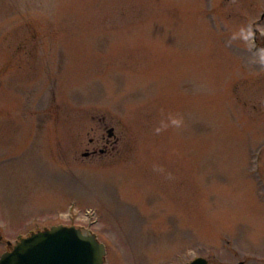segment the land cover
Listing matches in <instances>:
<instances>
[{
  "label": "rangeland",
  "instance_id": "374dc122",
  "mask_svg": "<svg viewBox=\"0 0 264 264\" xmlns=\"http://www.w3.org/2000/svg\"><path fill=\"white\" fill-rule=\"evenodd\" d=\"M262 14L264 0H0V254L73 225L104 264H225L224 237L248 251L235 261L263 257ZM106 128L108 153L84 159Z\"/></svg>",
  "mask_w": 264,
  "mask_h": 264
},
{
  "label": "water",
  "instance_id": "95a60500",
  "mask_svg": "<svg viewBox=\"0 0 264 264\" xmlns=\"http://www.w3.org/2000/svg\"><path fill=\"white\" fill-rule=\"evenodd\" d=\"M72 229L55 228L22 241L1 264H103V248ZM194 264H205L203 260Z\"/></svg>",
  "mask_w": 264,
  "mask_h": 264
},
{
  "label": "flooded vegetation",
  "instance_id": "af4514ba",
  "mask_svg": "<svg viewBox=\"0 0 264 264\" xmlns=\"http://www.w3.org/2000/svg\"><path fill=\"white\" fill-rule=\"evenodd\" d=\"M104 133L107 132V128L105 130H103ZM102 131V132H103ZM98 132L94 131V136L95 139L94 140H90L89 141V145H91V150L90 151H86V153H83L84 155H87V157H85L86 159H96L98 157H102L104 155H106L108 153V149L110 146V141L109 140H105L104 136H100L98 137ZM220 251L222 252L220 258H223L224 254H230L232 256V259H230V261L226 262L225 264H264V256L263 257H259V256H254V253H252V255L250 256L251 259L250 260H240V261H235L238 255L241 254H246L248 251L247 250H242L241 248L244 249V247L242 245H234L231 246L230 243H226V239L224 238H220ZM239 248V249H238ZM247 251V252H246ZM254 256V257H253ZM234 259V260H233ZM221 264V262H220Z\"/></svg>",
  "mask_w": 264,
  "mask_h": 264
},
{
  "label": "clouds",
  "instance_id": "9594fccd",
  "mask_svg": "<svg viewBox=\"0 0 264 264\" xmlns=\"http://www.w3.org/2000/svg\"><path fill=\"white\" fill-rule=\"evenodd\" d=\"M174 123H178V121H174Z\"/></svg>",
  "mask_w": 264,
  "mask_h": 264
}]
</instances>
